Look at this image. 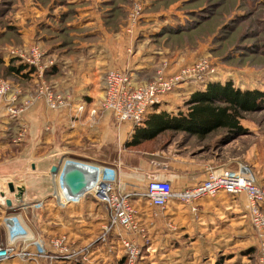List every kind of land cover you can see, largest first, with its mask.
I'll return each mask as SVG.
<instances>
[{
	"label": "rangeland",
	"instance_id": "obj_1",
	"mask_svg": "<svg viewBox=\"0 0 264 264\" xmlns=\"http://www.w3.org/2000/svg\"><path fill=\"white\" fill-rule=\"evenodd\" d=\"M31 47L41 52L36 65L28 60ZM200 61L206 63L204 70L184 73ZM21 64L28 67L22 70L25 75L9 68ZM96 65L107 68L94 73L91 68ZM112 69L127 70L139 83L159 76L171 80L172 89L161 98L160 105L172 115L187 110L191 96L211 82H231L238 89L263 93L257 107L242 114L241 130L219 128L200 136L174 128L138 147L125 145L128 152L142 153L152 171L149 180H138L139 190L154 176L165 179L160 172L174 171V188L181 186L189 170H198L207 179L213 169L237 162L250 166L264 179V0H0V81L9 84L7 92L0 94V102L8 118L9 106L25 107L21 119L35 103L46 107L36 97L38 85L46 83L70 96L72 104L77 103L74 97H85L79 94L91 90L92 96L83 101L97 109L96 114L89 113L91 119L100 116V122L90 120L89 126L95 128L92 136L103 132L106 119L114 130L121 124L102 106L104 78ZM84 115L83 124L87 120ZM15 121L18 123L12 124L20 133L23 126ZM83 124L73 142L80 150L92 142V131ZM24 127L28 128L27 123ZM18 132L14 138L6 136L0 141V159L22 149L21 142H15ZM192 204L197 211L198 205ZM217 206L206 211L212 216L210 222L221 224L223 237L216 242L199 236L198 222L204 220L200 213L190 212L189 221H185V216L171 217L165 208L151 210L153 218L143 221V234H130L128 239L138 251L133 256L116 233L103 240L100 222H86V218L85 222H65L62 226L51 223L43 231L44 238L67 235L68 249L80 252L70 261L58 257L61 264H264V229L250 221L248 208L250 222L242 217L244 209L233 210L226 203ZM76 211L59 214L65 219L67 213ZM5 212L0 208L2 240L6 237L1 222ZM55 212L49 215L44 211L43 218ZM32 215L27 209L30 225ZM184 222L194 229L179 235ZM41 262L46 264L47 260Z\"/></svg>",
	"mask_w": 264,
	"mask_h": 264
},
{
	"label": "built area",
	"instance_id": "obj_2",
	"mask_svg": "<svg viewBox=\"0 0 264 264\" xmlns=\"http://www.w3.org/2000/svg\"><path fill=\"white\" fill-rule=\"evenodd\" d=\"M41 58L37 47H31L29 61L36 65ZM206 63L200 61L184 70L185 74L204 70ZM173 82L163 76L154 81L138 83L134 76L124 69L109 70L104 78V97L102 106L120 124H129L132 127L141 126L149 108L160 104L161 98L172 89ZM9 89L6 81H0V94ZM37 99L54 110H71L75 120L81 118L86 111L84 103L70 102V96L56 90L46 83L38 85ZM25 107L9 106L7 112L13 121L22 123V114ZM92 115L97 113L96 108L90 110ZM16 136L15 142L23 140L27 128L24 127ZM74 171L81 172L86 178V186L77 194L73 193L68 184L69 177ZM56 198L60 207L79 204L87 197H93L103 204L107 211V220L102 224V239L108 240L112 233H116L119 241L133 256L138 251L133 240L128 235L143 234L146 230L141 213L133 202L137 196L146 197L149 202L161 209L166 208L171 199L179 200L184 204L193 205L204 197H215L221 192L232 195L244 193L247 200L248 216L258 229H264V213L261 206L264 204V185H262L252 168L246 164L238 163L235 167L222 166L213 169L206 180L194 188L175 190L172 182L167 179H152L144 191H127L121 181L118 170L111 165L94 161L66 157L63 159L59 171L55 174ZM29 207L18 211L5 212L1 218L6 228V237L0 238V264L11 259L28 261L35 264H61V260L77 259L79 251L68 249L69 238L67 235L42 238L32 232L29 226V217L25 216ZM192 206V210H196ZM113 236V235H112ZM86 258V254H83Z\"/></svg>",
	"mask_w": 264,
	"mask_h": 264
},
{
	"label": "crops",
	"instance_id": "obj_3",
	"mask_svg": "<svg viewBox=\"0 0 264 264\" xmlns=\"http://www.w3.org/2000/svg\"><path fill=\"white\" fill-rule=\"evenodd\" d=\"M106 68L107 66L105 65L103 66L96 65V66H93L91 69L92 71L94 69L93 72L96 73V71L99 70L98 72H100ZM94 75H95V78L99 77V74H93L91 76H94ZM86 93L87 94H82V93L79 94V95H84L85 97L76 96L74 97V100L77 103L85 104L83 100H87L88 96L89 97L92 96V91L88 90ZM166 102H164V104H166ZM0 105H1L0 114L2 115L0 118V141H1L2 139H5L6 136L8 137L11 136L14 138L15 133L18 132V127L12 124L13 122H17V121H13V120L10 121V119L6 116L4 103L0 102ZM85 105L87 106L86 110L89 112L86 111L85 113H83L85 114L84 115L85 118L87 117L86 122H84L83 124V122H81L82 121L81 118L77 120L73 118L71 110L57 112V111L50 109L47 105L45 107L41 103H35V105H33L31 109L27 113H25L22 119L23 120L22 123L23 124L27 123L28 128H27V132L23 140L17 142V143L21 142L22 144V149L19 152L24 151V149L29 145L28 140H27L28 132L35 133L37 130L42 131V137L40 138V143L37 146L36 157L38 158L47 157L53 151L54 152L56 151H60V152L81 151L83 149L80 150V148H76L75 145H73L74 144L73 142L77 138H79V134L81 133L80 125L81 124L85 125L87 123L88 125H86V127H88L90 131H92L90 132L92 133L91 134L92 138L89 137L92 140V142L89 140L91 145L86 146L87 149L101 148V147L109 146L111 145V143H115L116 145L120 147V150L126 155L132 154L140 158V159L136 158L135 162H137L136 164L140 165L141 169L146 172L145 175H138L134 172H129V173L121 172V181H122L124 188L127 191H130V190H137L140 192L144 191L146 187L143 188L142 190H139L140 187H139L138 180H140L141 178H145L149 180V177L151 176L152 171L150 170V166L146 164L147 158L144 157L142 153L130 152V151L128 152L125 146L128 139L131 137L135 127H132L129 124L124 123L117 127H114L113 128L114 130H112L111 124L106 119L103 121V124H104L103 130H102L103 132L101 134H96V137L92 136L95 128L89 125H91L92 122H97L100 116H96L95 118L91 119V117L89 116V113H90V110L94 108V106H91V104H89L88 106L87 103ZM163 107L164 106L160 105V108H158V110L163 109ZM17 153L11 154L10 156L16 157ZM67 157H70V156H67ZM4 158H7V156L5 155L2 159H0V162H2ZM235 166H230V167H235ZM173 173L174 171L172 172L169 171L168 173L160 172V176L172 182V181H175V176ZM185 176L182 177L184 180L182 181L181 186H175L177 187L176 189H180V188H183L189 185L199 184L200 182L206 179L207 175L205 176V174H202L200 171L192 169V170H189V174ZM257 179L262 185H264V179H260L258 177ZM133 202L140 210L141 220L144 222H149L152 220L153 216L151 214V210L153 208L157 210L160 209L159 207L151 204L146 197H142V196L134 197ZM224 203H226L227 207L232 208L233 210L242 211L244 209L245 212L242 214L243 215L242 217H245V219L249 221L248 216H247V200H246V196L244 193L238 194V195H232V194H228L225 192H221L215 197H204L195 203L198 205L197 211L192 210L190 205L184 204L176 199H171L167 203L165 210H167L166 212L171 217L173 215H176L177 217H180V218L185 216V221H189L190 212L193 211L196 214L200 213V217L204 218V220L202 222H198L199 236H205V238H209V240L216 242V241L221 240L223 237L221 224H219L218 222H213V223L210 222L209 217L212 218V216L209 213L206 214V211L209 209H214L215 207H218L217 204L220 206ZM262 207L264 208V204H262ZM74 209L77 210L76 213L74 212L67 213L66 214L67 217H65V219L60 217L61 215L59 214V212H65V211H70ZM44 211L47 212L49 215L52 212H53L52 214H54L55 211L56 212L54 216L46 215L43 218V223L40 226V229H41L40 232L37 231V229L35 228L33 224L32 225L29 224L32 232H34L37 235L41 234L43 237H46L43 231L48 230L51 223H54L57 226H62V225H65V222H81L82 220L84 221V218H86V222H89V221L100 222V224L102 225L107 220V217H108L107 211L105 210L103 204H101L99 201H97L93 197H87L84 200H82V202L79 204H71L66 207H60L57 204L56 200L53 197H50L46 199L44 202ZM29 222H30V219H29ZM187 223L188 222H184L183 228H181L180 232H177L179 235L186 234L188 230L194 229L191 223H188V227L184 229V227L187 226ZM160 229L161 227L158 224L157 233H160L161 231ZM127 237L130 238V235H128ZM166 238L168 239V237ZM5 263H2V264H5Z\"/></svg>",
	"mask_w": 264,
	"mask_h": 264
},
{
	"label": "water",
	"instance_id": "obj_4",
	"mask_svg": "<svg viewBox=\"0 0 264 264\" xmlns=\"http://www.w3.org/2000/svg\"><path fill=\"white\" fill-rule=\"evenodd\" d=\"M1 116L0 114V118ZM40 131L28 132L29 145L24 151L18 152L16 157L9 155L0 162V208L13 212L29 207L28 209L33 211L31 222L39 232L43 223L44 202L50 197L56 198L55 174L59 171L65 157H76L114 166L120 178L121 172H134L138 175L146 173L140 165L136 164L135 159L138 157L132 154L126 155L115 143L77 152L53 151L47 157L38 158L36 157L37 146L42 137V131ZM112 147L114 152L111 154ZM155 178L161 179L154 176L150 180ZM68 184L72 192L77 194L86 186V178L81 172L74 171L69 177ZM39 235L44 239L41 234Z\"/></svg>",
	"mask_w": 264,
	"mask_h": 264
},
{
	"label": "trees",
	"instance_id": "obj_5",
	"mask_svg": "<svg viewBox=\"0 0 264 264\" xmlns=\"http://www.w3.org/2000/svg\"><path fill=\"white\" fill-rule=\"evenodd\" d=\"M11 70L25 75L23 69L10 66ZM263 98L258 90H241L231 82H211L205 90L197 91L191 98L187 110L172 115L166 110H158L160 104L149 108L141 126L135 127L126 143L128 148L140 146L144 141L152 139L158 133L168 129L187 130L204 136L219 128L227 130H241L242 114L257 107V100ZM17 259H11L5 264H20Z\"/></svg>",
	"mask_w": 264,
	"mask_h": 264
}]
</instances>
